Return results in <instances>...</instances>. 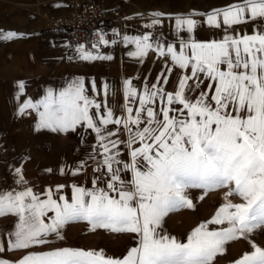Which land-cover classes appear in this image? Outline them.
<instances>
[{"label": "snow or ice", "instance_id": "obj_1", "mask_svg": "<svg viewBox=\"0 0 264 264\" xmlns=\"http://www.w3.org/2000/svg\"><path fill=\"white\" fill-rule=\"evenodd\" d=\"M160 15L153 13L144 27L159 25L155 17ZM193 15L198 14L175 19L179 51L164 43L162 34L122 37L125 46H135L127 55L138 62L143 63L150 52L172 62L157 76V83L141 92L131 80H124L122 115L106 104L102 110L87 94L82 78L58 92L49 89L35 103L25 100L20 105V114L38 113L37 131L67 133L85 127L94 132L98 143L89 159L95 164L93 172L100 175L93 179L92 189L73 185L70 201L63 195L54 199L51 189L41 199L25 186L22 169L16 168V184L22 190H0V218H14L11 229L3 233L7 239L0 244V253L25 254L14 262L0 258V264H216L226 245L239 240L246 241L251 251L231 264H264V247L253 239L264 231V0H241L208 13L204 23L224 29L219 40L201 42L187 35L198 26ZM249 21L256 25L252 34L236 32ZM17 36L0 32L3 41ZM117 43L101 33L92 48ZM77 51L87 61L113 59L83 45ZM175 68L190 73L180 75L175 90L169 92L163 85ZM19 88L23 90V81ZM92 88L96 89L95 82ZM104 89L107 93L108 85ZM137 102V107L130 106ZM121 146L127 148L128 160ZM86 165L81 162L72 174ZM61 188L57 186V191ZM192 189L201 190L199 200L220 191L223 202L181 241L165 232L163 224L170 213L195 207L189 195ZM75 222H86L91 231L135 234L137 246L123 258L69 247L32 250L48 245L52 235L62 240V230Z\"/></svg>", "mask_w": 264, "mask_h": 264}, {"label": "rangeland", "instance_id": "obj_2", "mask_svg": "<svg viewBox=\"0 0 264 264\" xmlns=\"http://www.w3.org/2000/svg\"><path fill=\"white\" fill-rule=\"evenodd\" d=\"M117 1L120 0H105L108 5ZM142 2L150 7L157 4L155 0ZM65 3L66 0H0V32L11 31L18 34L17 38L12 40H0V190H22L21 186L16 184L15 175V169L21 168L27 182L25 186L32 188L41 199H45L44 194L51 189L54 199L63 195L70 201L73 185L92 189L93 179L100 175L93 172L95 164L89 159L93 154V146L98 143L96 134L85 127H78L75 132L67 133L52 132L48 129L37 131L38 113L26 110L25 114H20V105L25 100L35 103L41 100L49 89L58 92L71 81L82 78L87 94L102 105V110L106 104L120 116L126 102L124 80H131L133 87L141 92L146 85L157 83V76L160 74L157 72V64L150 73L146 72V61V73L136 76L114 73L111 67L103 62L97 70L99 73L96 71L92 74L91 61L87 60H83L84 66L79 68V74L64 70L61 72V68H64L61 63L80 59V54L75 52L77 49L67 46L61 35L45 27V17L48 14L61 13ZM211 4L223 5L225 0H211ZM128 7L130 6L127 4V17L123 20L130 18ZM134 20H149L150 23L151 18ZM151 29L156 32L154 35H161V24ZM112 57L114 59V56ZM44 60H50L51 64H44ZM21 81L24 82L23 90L19 88ZM93 82L96 84L95 90L92 88ZM105 84L108 85L107 93ZM176 84V75L169 74L166 90L173 92ZM156 103L160 104L159 98ZM130 106L135 108L138 102ZM109 127L115 130V126ZM120 138L125 139L122 133ZM126 153L127 148L121 146L124 160H128ZM84 161L87 162L86 167L79 174L73 175L72 170ZM62 168L65 169L64 174H61ZM59 185H63V188L57 191ZM100 187L105 185L101 183ZM189 195L195 207L170 213L163 224L165 232L181 241L186 239L192 228L209 219L223 202L220 191L210 192L203 200L198 199L202 195L201 190L192 189ZM13 220V217L0 218V244H5L7 237L3 233L11 229ZM62 234V240L52 235L48 245L32 250L47 251L69 247L103 250L107 256L123 258L138 243L135 234L112 233L103 229L91 231L86 222L70 223L62 230ZM253 239L259 246L264 247V231L258 232ZM245 251H251L246 241L229 242L226 245V253L217 258L216 264H231ZM24 254L23 251L6 250L0 253V258L14 262Z\"/></svg>", "mask_w": 264, "mask_h": 264}, {"label": "crops", "instance_id": "obj_3", "mask_svg": "<svg viewBox=\"0 0 264 264\" xmlns=\"http://www.w3.org/2000/svg\"><path fill=\"white\" fill-rule=\"evenodd\" d=\"M123 1L125 6L127 4L130 6L128 8L130 11V18L126 20H122L118 23H112L109 21H105L102 24L100 29V34H104L106 39H116L118 43L115 45H102V48L98 54L100 55H111L114 56L113 60H95L91 61V72L95 74L101 62L107 63L108 67H111L114 73H124L130 76H136L138 74H143L146 72H151L152 68L155 65H158L157 72L161 74L162 70L165 68L166 64L171 66L172 62L170 58L165 60V58L159 56L155 52H150L146 57L143 59V63L138 62V58H133L127 55L129 51H134V45H127L125 46L122 43V37L124 35L128 36H138L142 35L145 32H150L156 34L155 31L151 28H145L144 25L149 23V20H134L135 18H146L152 19L153 13H161L159 17H155L161 19V34L163 35L162 41L164 43H172L174 47H176L177 51H179V41L177 39V28L175 25V19L177 17H187L191 13H196L198 15L191 16L192 19L198 21V26L194 30L193 33L187 34L191 35L193 39L201 42H207L212 40H219L224 35V29L220 28H213L209 27L204 21L207 18V14L213 12L216 9H224L225 7L240 3L241 0H225V4L223 5H212L211 0H155L154 6H145L142 2L143 0H120ZM129 2V3H128ZM127 3V4H126ZM136 5H135V4ZM64 10V9H63ZM222 20V17L220 18ZM256 27L251 21L247 25H240L236 28V32L241 34L247 33L252 34L254 28ZM114 33H119V36H116ZM235 35L236 33H231ZM181 36L187 38V36L181 33ZM77 49V48H75ZM70 52V51H68ZM74 52V50L72 51ZM71 52V53H72ZM76 53L79 52L76 50ZM83 59H77L72 62H65L61 63L64 68H61V72L64 70L65 72H73L75 74H79V68L84 66ZM144 61H146L147 71L144 72ZM50 60H44V64H47ZM99 72L97 71V74ZM185 73H190V69H179L175 68V70L170 73L171 75H176V79L178 82V77ZM51 74V72H50ZM167 74V73H166ZM169 75V74H167ZM166 87V85L164 86Z\"/></svg>", "mask_w": 264, "mask_h": 264}, {"label": "built area", "instance_id": "obj_4", "mask_svg": "<svg viewBox=\"0 0 264 264\" xmlns=\"http://www.w3.org/2000/svg\"><path fill=\"white\" fill-rule=\"evenodd\" d=\"M127 17V9L123 1L108 5L105 0H66L61 13L48 14L45 17V27L61 35L67 46L84 48L98 54L102 48L98 43L100 29L105 21L118 23Z\"/></svg>", "mask_w": 264, "mask_h": 264}]
</instances>
